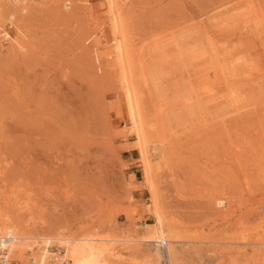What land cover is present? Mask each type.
<instances>
[{"label": "rangeland", "instance_id": "1", "mask_svg": "<svg viewBox=\"0 0 264 264\" xmlns=\"http://www.w3.org/2000/svg\"><path fill=\"white\" fill-rule=\"evenodd\" d=\"M40 1L30 15L32 46L0 54V192L24 207L25 220L43 236L82 229L132 237L155 228L156 200L109 52V1ZM236 8L256 24L233 35L213 30L209 19L241 13ZM121 16L144 122L153 121L159 103L174 107L168 123L161 121L175 130L164 145L169 157L151 180L165 235L179 240L171 244L176 263L264 264V0H128ZM222 50L235 60L223 71L214 59ZM188 52L206 57L189 60ZM190 93L202 103L192 115L181 105ZM171 120L188 130L179 132ZM158 125L148 128L152 136L164 128ZM220 196L223 208L214 205ZM130 245L111 264L155 263L154 249L160 264H169L167 242Z\"/></svg>", "mask_w": 264, "mask_h": 264}, {"label": "bare ground", "instance_id": "2", "mask_svg": "<svg viewBox=\"0 0 264 264\" xmlns=\"http://www.w3.org/2000/svg\"><path fill=\"white\" fill-rule=\"evenodd\" d=\"M45 1H46L45 3L48 2L47 0H45ZM108 1L110 3V9L108 11L110 18L108 17L109 23L107 26L109 28V34L111 37V46H112V47L110 46L111 50L109 52L113 56V60H114V63L116 65V68L118 67L121 70V82L123 84L124 98H125L124 100H125L126 106H127L126 112H127L128 118L130 120L131 126L133 128L132 129L133 131L132 130L131 131L134 133V136H135L136 141H137L136 148L138 151L139 159L141 161L143 179H144L145 184L148 185V186L147 185L146 186L149 187V190L151 189V192H149V194L151 193V195H152V196L150 195L151 202L154 204L155 201L153 202V200H156L155 208L153 209V215H154L156 227L151 228V229L149 226H148V228H142L141 231L139 232V234H137L136 233L137 231H135L137 236L131 235L132 237H130V235L129 236L128 235L122 236V237L121 236L117 237L118 235L117 236H112V235L111 236H109V235L103 236V235H100V234L94 233V232L92 234L91 233L90 234H83L82 229L73 235H68L65 232L57 231L55 233L48 234L47 236H43L44 234L43 235L42 234L40 235V233L36 234V230L33 229L34 225L33 226L29 225L28 220L27 219H26L27 221L25 220V217L23 215L24 207H20V206L18 207V205L11 199L5 200V198L2 195V192H0V235L5 234L7 231L8 232L10 231L14 236V240L8 246V254H9L10 261H11L10 264H13V261H15L19 264H53V261H62V260L65 261L66 264H111L113 261L115 262V260H119V259L121 260V257H123L122 256L123 250L127 251V250L132 249L131 248L132 246L130 244H132L133 246H135L134 244H136V246L134 248L137 249L139 247V244L152 243V244H154L153 246L155 248V247H158L159 244H164L166 242L169 243V246H167L166 250H165L166 254H167L166 256L168 257V262H169V264H177L176 263V261L178 259V257H177L178 254H176L177 250H176V247L172 246L171 244H173V245L177 244V243H179V240H177V239L174 240V239L167 237L165 235V232H164V228H165L164 222L165 221H164V217H163L164 213L162 216V212H161L162 210L160 211L159 210L160 208L158 209L156 206V205H159V203L157 204V199L159 201V198L157 195V199H155L156 198L155 194H156L157 190L154 191L155 189L153 190V187H152V185H153L152 180L154 179V178L152 179V177L154 176V174L156 177V175L159 173L160 169L164 168V166H166L165 164H166L167 159L169 157V156L167 157V153H170V151H169L170 149L168 150L167 146H166L167 149L166 150L164 149V145L168 142L166 137L168 138V136L173 135L174 131H175L174 130L172 132V128H173L172 126L173 125H171L170 127H168V128H170V130L168 129L170 134L168 133L167 135L161 136L160 135L161 133H159V134L156 133L157 131H159V129L156 131V127L158 125L157 122H159V125H158L159 128H162V126L165 128V129L162 128L164 130V131H162V133H164V132L166 133V131H168V130H166L165 126L168 123V120L166 119L165 116H169V114L167 112H170L172 110V108H174V107H172L173 104L171 105V108H168V107H165V105H166L165 103L164 104L159 103V105H158L159 106V112L156 113L153 121L151 120V122H149L148 124L144 122L143 114H142V110H141V105H140V102L138 100L137 94L135 93V86H134L133 80L131 78V71H132L131 66H132L133 62L131 61V56H130L131 53H129L130 50L128 48L127 38H126L125 32H124L125 31L124 30L125 29L124 23H123L124 17L122 18V16H121L123 11H124V7H125L128 0H108ZM35 3H36L35 0H0V23L2 25H5V24L12 25V27H13L12 33L14 34V35H12V33H11V36H10L8 42L6 43V45H4L0 41V54L3 52H8V53L10 52L11 54L12 53L14 54L15 52L20 53V52L26 51L30 46H32V44L30 42V35H28V33H30V30L28 28H29V25L31 24L30 23L31 22V16L30 15H32L31 13H33V11L35 9L39 11V9H38L39 7L35 8ZM41 4L44 5V1H42ZM48 4H49V2H48ZM37 5H38V3H37ZM239 9L240 8H238L237 10H239ZM230 10L233 11L232 9H230ZM230 10H229L230 14H229V12H227L225 14L221 13V15L215 17V19H212V18L209 19V21L213 20L210 22V25L212 26L213 30L219 31L221 33H227L228 35L229 34L233 35V33L238 31V30L247 29V27L249 26L248 24L256 22L253 17H247V15L250 16V13L249 14L247 13L245 15V14H243L245 12H241V10H239L241 13L234 14L235 13V10H234V13H233L234 15L233 14L231 15ZM226 11L227 10H225V12ZM257 22H259V21H257ZM262 23H264V22H262ZM196 30L199 31L200 28L196 29ZM175 44H176V42H175ZM145 46H146V44H145ZM147 47H148V45H147ZM226 48L228 49V47H226ZM142 49H143V47H142ZM156 49L157 48H153V49H151V51L146 50L147 51L146 53H148V52L152 53L153 51L155 52V51H157ZM161 51H162V49H161ZM161 51H160V53H159V51L157 52L160 54L159 56L161 57V58L158 57L159 58L158 61H160L162 64H165L164 63L165 59L162 57ZM163 53H165V52H163ZM189 53L190 52H188V54ZM225 54H227V55H225ZM165 55H167V54H165ZM199 55H195V54L190 53L187 56V59L193 60V59H196V58L201 56V55L200 56ZM203 55L205 56V54H203ZM179 57H180L179 59L181 60V56H179ZM207 57L209 58V56H207ZM184 58H182V59L184 60ZM151 59H152V55H151ZM214 59L217 61V63L221 62L222 65H220V66L218 64L217 65H218L219 69H222V71H223L224 67H226V66L229 67V66H231V64L233 65L235 62V60L232 58V55H228V53H225L223 50L220 52L217 51ZM139 60H140V58H139ZM186 60H184V61H186ZM154 63H156V62H154ZM214 71H215V69H214ZM193 73H195L194 75L197 74L196 71H193ZM247 80H248V84H251V83L257 84V82L255 80H252V81L250 79H247ZM262 87H264V86H262ZM206 93H208V92H206ZM192 94L191 93L188 94L186 96V98H184L185 101L181 104L186 109H190L188 112L191 113V115L193 112H196L195 109H197V107L200 108V106H201L200 104H202L201 100H199L200 97H198L195 94L194 95H192ZM209 94H207V95H209ZM212 96L215 97V95L210 94L208 99L214 98ZM206 98H207V96H206ZM258 98H260L259 101L264 100V89L260 90V92L258 93ZM202 101H203V99H202ZM171 102H173V101L171 100ZM169 107H170V105H169ZM154 108H157V106ZM168 109H170V110H168ZM229 110H230V108H229ZM171 114H173V113H171ZM169 117H167V118L169 119ZM164 120H167L165 126H164V123L161 122ZM171 121H173V120H171ZM152 122H153V124H152ZM179 122L178 123H176V121L174 122V123H176V126L174 125L175 128L183 125V123H184V122L182 123V121H179ZM155 125H156V127L154 128V131H156L155 132L156 135L154 134V136H152L153 135V132H152L153 128L152 127H154ZM190 125L189 126L187 125V128H189V131L193 128V123H192V126H190ZM194 125H196V124H194ZM167 126H169V124ZM148 128H152V129H148ZM147 129L150 130V131H148V134L146 132ZM184 129H186L185 126L183 129L179 127V129L177 128L176 130L181 132ZM161 130L159 132H161ZM186 130H188V129H186ZM192 130L194 132V129H192ZM189 131H187V132H189ZM179 132H178V134H179ZM185 132H183V133H185ZM149 133H152V134H150L151 136L149 135ZM146 134L149 135L150 137H148ZM166 151H168V152H166ZM149 152L151 153L150 155H149ZM221 197L222 196H220L219 198H215V199L213 198L215 207L223 208L225 206V204H226L225 198H221ZM29 223H31V222H29ZM133 236H135V237H133ZM232 242L227 241L226 243L230 244ZM239 242L241 243V241H239ZM212 243L213 244H220L218 241H215ZM115 244H119L118 246L123 247V248L117 249ZM260 244L264 245V243H260ZM53 246L56 247L58 249V251L61 250L62 252H64V254L61 255L56 251H54V252L50 251V248ZM153 246H152V248H153ZM215 249L212 248L211 253L214 254L217 252V254H220V256H222L223 254L226 253L224 249L222 250V252H219V253ZM154 250H149V251L152 253V254L150 253V256L152 255V259L154 260L155 263L151 262L149 264H160L159 260H160L161 256L159 255L157 250H155V251Z\"/></svg>", "mask_w": 264, "mask_h": 264}, {"label": "built area", "instance_id": "3", "mask_svg": "<svg viewBox=\"0 0 264 264\" xmlns=\"http://www.w3.org/2000/svg\"><path fill=\"white\" fill-rule=\"evenodd\" d=\"M13 31V27L10 24L2 25L0 23V41L6 45L8 42L11 33ZM14 240L13 234L7 231L5 234L0 235V264H10V258L8 254V246ZM64 252L61 254L63 255ZM58 264H66L65 261H58Z\"/></svg>", "mask_w": 264, "mask_h": 264}]
</instances>
